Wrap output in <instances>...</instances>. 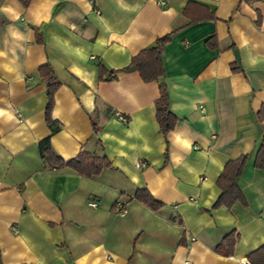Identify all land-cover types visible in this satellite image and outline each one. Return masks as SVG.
Here are the masks:
<instances>
[{"label": "crops", "instance_id": "0c3cea01", "mask_svg": "<svg viewBox=\"0 0 264 264\" xmlns=\"http://www.w3.org/2000/svg\"><path fill=\"white\" fill-rule=\"evenodd\" d=\"M157 1L0 0L3 264H250L264 245V170L255 168L264 0ZM171 32L162 58L177 123L164 135L159 84L127 68ZM46 64L61 82L51 145L66 162L82 152L107 157L111 167L95 178L48 171L40 158L50 131L37 70ZM242 156L237 185L247 207L213 209L226 164ZM139 191L162 207L152 210ZM231 240L233 253H219Z\"/></svg>", "mask_w": 264, "mask_h": 264}, {"label": "trees", "instance_id": "16d2710c", "mask_svg": "<svg viewBox=\"0 0 264 264\" xmlns=\"http://www.w3.org/2000/svg\"><path fill=\"white\" fill-rule=\"evenodd\" d=\"M24 7H28L32 0H18ZM214 19V16L211 17ZM193 21L192 23H194ZM174 32H171L163 37L157 39L155 46L152 48L141 51L138 55L133 57L128 70H136L143 82L145 83H158L159 84V98L156 101V120L159 125L160 131L167 135L175 128L177 118L170 111L169 108V94L167 85L165 83L166 73L163 65V53L167 44L172 40ZM39 42L43 40L39 37ZM212 38L207 42L210 48H215L217 44H213ZM237 69H234L236 71ZM38 76L42 82L47 86V106L45 111L46 123L50 131V136L47 137L39 144V155L41 160L44 161L46 170L56 172L65 168H69L76 172L78 175L85 178H95L99 176L104 169L111 167V162L107 157H100L97 155L89 154L86 152L80 153L75 159L68 162L64 161L53 149L51 145V137L59 132L60 126L57 121L52 118V112L55 105V95L61 87V82L57 77V74L50 64H46L37 70ZM106 74L105 68L99 66V80H103ZM257 120L260 124L264 123V106L257 114ZM248 156H242L235 161H230L226 164L224 171L220 175L217 185L221 190V194L213 206V209H219L226 207L231 209L235 204L240 203L244 207H247V202L242 194L240 188L237 185V179L241 176ZM255 168L264 170V142L262 143L255 160ZM136 198L152 210L158 211L162 205L157 202L147 191H139ZM233 234L227 237H230ZM236 240L229 242V248L222 250V247L218 248V252L231 255L233 253ZM250 264H264V245L252 253L249 257ZM0 264L1 250H0Z\"/></svg>", "mask_w": 264, "mask_h": 264}, {"label": "built area", "instance_id": "2783aa9c", "mask_svg": "<svg viewBox=\"0 0 264 264\" xmlns=\"http://www.w3.org/2000/svg\"><path fill=\"white\" fill-rule=\"evenodd\" d=\"M157 3L161 7H164L165 6V2L164 1L159 0V1H157ZM119 120L121 122L127 123V120L124 117H122V116H119ZM196 148L198 149V147H196ZM137 166L139 168H146L147 167V163H145V162H139L137 164ZM89 206L92 207V208H96L97 207V203L92 202V203L89 204ZM118 207L120 208V212L121 213H125L126 212V207H125L124 204H118ZM183 264H192V263L190 261L186 260Z\"/></svg>", "mask_w": 264, "mask_h": 264}, {"label": "water", "instance_id": "95a60500", "mask_svg": "<svg viewBox=\"0 0 264 264\" xmlns=\"http://www.w3.org/2000/svg\"><path fill=\"white\" fill-rule=\"evenodd\" d=\"M236 57H237V59H238V61H239V56H238L237 52H236Z\"/></svg>", "mask_w": 264, "mask_h": 264}]
</instances>
